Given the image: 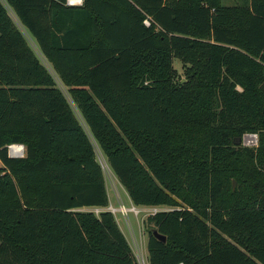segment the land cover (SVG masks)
<instances>
[{
  "label": "trees",
  "instance_id": "16d2710c",
  "mask_svg": "<svg viewBox=\"0 0 264 264\" xmlns=\"http://www.w3.org/2000/svg\"><path fill=\"white\" fill-rule=\"evenodd\" d=\"M97 151L148 264H264V0H0V264H136Z\"/></svg>",
  "mask_w": 264,
  "mask_h": 264
},
{
  "label": "rangeland",
  "instance_id": "374dc122",
  "mask_svg": "<svg viewBox=\"0 0 264 264\" xmlns=\"http://www.w3.org/2000/svg\"><path fill=\"white\" fill-rule=\"evenodd\" d=\"M221 2L224 5H247L249 3V0H221ZM172 65L174 69L176 70L177 79H180L182 82H185L187 78L184 73L185 72L184 66L182 65L181 61L177 57H173ZM58 85L65 92V88L59 83ZM252 135H253L252 136L253 138L250 141L243 142L242 140L241 144L245 147L255 149L258 146V135L257 134H252ZM21 145L23 146V155H24L25 147L23 144ZM97 159L103 169V174H104L105 182L107 185V190L109 191L108 198H109L111 207H114L116 209H120L122 206L126 209L131 208L133 204L129 202L130 200H128L129 198L127 196L126 191L121 186V184L118 182L117 178L115 177V175L113 174L109 166L107 165L104 157L98 151H97ZM0 166H1V162H0ZM165 209H167V207H165ZM83 210H89V208H85ZM122 216L119 211H117L114 215V217L117 218L116 220L117 223L122 224L124 226L122 227L123 233L126 239L129 241L130 245L132 246V250L134 248V243H137V244L139 243L138 241H139L140 234L143 239V242L141 243L142 252L139 255L138 254L136 255L134 251H132L135 256L137 264H148L146 244H147L149 225L146 224V220H145L147 216L146 212H142L138 214L137 216H135L133 215V212L128 211L127 214L123 213Z\"/></svg>",
  "mask_w": 264,
  "mask_h": 264
},
{
  "label": "built area",
  "instance_id": "2783aa9c",
  "mask_svg": "<svg viewBox=\"0 0 264 264\" xmlns=\"http://www.w3.org/2000/svg\"><path fill=\"white\" fill-rule=\"evenodd\" d=\"M67 3L68 4H79L81 3V0H67ZM144 24L146 25H149V21L148 19H145L144 20ZM252 134H244L242 136V139H241V142L243 140V142H247V141H250L253 137ZM14 146H19L21 148V152L20 154H12L11 153V150L14 149ZM8 152L13 155L14 157H21L23 156V146L21 144H10L8 145ZM109 209H108V208ZM105 210H109L111 211L113 214L117 211L121 212L122 214H127L128 211H131L133 212V215L137 216L138 214L142 213V212H146L147 216L149 215H154L155 213L159 212V211H168V210H171V207H168V206H165L167 207V209H165L164 206H135V205H132L131 208L129 209H126L124 208L123 206L120 208V209H116L114 207H111V205L107 206ZM89 210L93 211L95 214H98L99 211L101 210H104V208H90ZM146 216V218H147ZM134 253L137 255H139V251H134ZM137 264V262H136ZM181 264V263H179Z\"/></svg>",
  "mask_w": 264,
  "mask_h": 264
},
{
  "label": "crops",
  "instance_id": "0c3cea01",
  "mask_svg": "<svg viewBox=\"0 0 264 264\" xmlns=\"http://www.w3.org/2000/svg\"><path fill=\"white\" fill-rule=\"evenodd\" d=\"M81 2H82V0H81ZM79 4H81V3H79ZM75 5H77V4H75ZM23 31V33L25 34V36L27 37V39L29 40V42L30 43H32L33 44V39H32V37L30 36V34L26 31V30H22ZM106 190H107V185H106ZM108 190H107V195H108ZM128 196V195H127ZM129 198V197H128ZM128 200H130V199H128ZM108 202H109V198H108ZM131 204H132V202L131 201H129ZM109 204H110V202L108 203V206H109ZM111 205V204H110ZM83 209H85V208H83ZM105 209V208H104ZM116 213V212H115ZM115 213L113 214V215H115ZM120 214H121V216L123 215L121 212H120ZM123 217V216H122ZM116 218V217H115ZM116 220H117V218H116ZM124 221H125V219H124ZM124 221H123V223H124ZM118 226L120 227V229H121V231L123 232V229H122V227H124L122 224H118ZM124 234V233H123ZM128 241V240H127ZM139 243L137 244V243H134V248H133V250H132V246L130 245V243H129V241H128V243H129V245H130V247H131V250L132 251H136V249H137V251H139V253H141L142 252V247H141V243L143 242V239H142V237H141V234L139 235V241H138ZM140 247V248H139ZM146 250H147V244H146ZM147 260H148V252H147Z\"/></svg>",
  "mask_w": 264,
  "mask_h": 264
},
{
  "label": "water",
  "instance_id": "95a60500",
  "mask_svg": "<svg viewBox=\"0 0 264 264\" xmlns=\"http://www.w3.org/2000/svg\"><path fill=\"white\" fill-rule=\"evenodd\" d=\"M235 143H237V144H239V143H241V138H239V137H237V139L235 140ZM8 155L10 156V157H14L13 155H11L9 152H8ZM233 185H234V181H233ZM152 233H153V235L156 237V238H158V239H160L161 241H165V237L163 236V235H160L158 232H157V230H153L152 231Z\"/></svg>",
  "mask_w": 264,
  "mask_h": 264
},
{
  "label": "bare ground",
  "instance_id": "6f19581e",
  "mask_svg": "<svg viewBox=\"0 0 264 264\" xmlns=\"http://www.w3.org/2000/svg\"><path fill=\"white\" fill-rule=\"evenodd\" d=\"M21 148L19 146H14V149L11 150L12 154H20Z\"/></svg>",
  "mask_w": 264,
  "mask_h": 264
}]
</instances>
